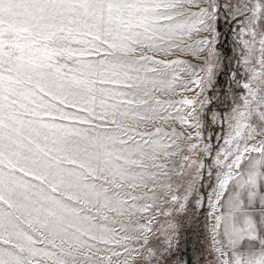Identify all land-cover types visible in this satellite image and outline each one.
<instances>
[{
    "label": "snow or ice",
    "instance_id": "1",
    "mask_svg": "<svg viewBox=\"0 0 264 264\" xmlns=\"http://www.w3.org/2000/svg\"><path fill=\"white\" fill-rule=\"evenodd\" d=\"M205 207L264 264V0H0V264H189Z\"/></svg>",
    "mask_w": 264,
    "mask_h": 264
},
{
    "label": "flooded vegetation",
    "instance_id": "2",
    "mask_svg": "<svg viewBox=\"0 0 264 264\" xmlns=\"http://www.w3.org/2000/svg\"><path fill=\"white\" fill-rule=\"evenodd\" d=\"M231 24H232L231 22H228L224 30L227 31L231 27ZM235 26L237 27L236 24ZM236 34H237V30L235 33L232 34V36L229 35V36L224 37V39L222 38L223 46L234 47L237 51L238 41L236 40ZM234 57L236 58L237 56L235 55ZM232 62H233L232 59L230 60V62H227V60H225L226 65L229 63L232 64ZM225 71L226 72L228 71L227 67L225 68ZM227 80H228L227 75L222 76L220 78V83H221L223 90L221 91V94L219 97L220 99L218 100V102L220 100L225 99V90L229 93V95L231 94L232 90L227 88ZM228 106L229 105L227 103H224V106H222L221 108L225 109ZM205 211L206 210L204 209L203 211H197L194 214L192 212H189L187 216H182L181 221H180L181 225L183 226L180 229V240H181V249L183 251V259L185 261H188L189 264H193L194 261L198 260L201 257L200 254H202L203 252V248H204L203 236H204V230H205V225H204Z\"/></svg>",
    "mask_w": 264,
    "mask_h": 264
},
{
    "label": "rangeland",
    "instance_id": "3",
    "mask_svg": "<svg viewBox=\"0 0 264 264\" xmlns=\"http://www.w3.org/2000/svg\"><path fill=\"white\" fill-rule=\"evenodd\" d=\"M228 22H230V21L226 22L225 20L221 19V21L219 23V30H220V33H221V36H220V51L222 52L223 56L226 57L227 62H230V60L232 59L233 60L232 64L234 65L235 64V59L239 55V49H237V51H236V49L234 47L223 46V41H222V38L224 39V37L229 36V35L232 36V34L235 33L236 30H237V27L235 26L234 23L231 24V27L227 31L224 30V28L226 27ZM231 44H233V43H231ZM235 55L237 56L236 58L234 57ZM220 86H221V83L219 82L216 85V87H214V89H213V95L216 96V97H220L221 91L223 90L222 86L221 87ZM219 102L217 101V104L213 105V109L214 110H220L221 107L224 106V104L220 105ZM226 109L227 108H225L224 110H226ZM205 210L206 211L204 213V225L206 226L207 221H208V209H207V207H205ZM181 218H182V216H180L178 218L179 222L181 221ZM180 225H181V222H180ZM182 227L183 226L181 225L180 229ZM206 236H207V233H206V230H204V236H203L204 248H203V252H202V254H200L201 257L198 260L194 261L193 264H206V262H207V259H208V240L206 239Z\"/></svg>",
    "mask_w": 264,
    "mask_h": 264
}]
</instances>
